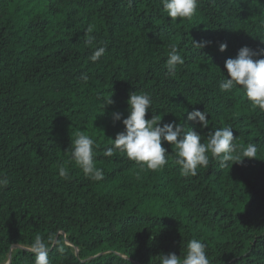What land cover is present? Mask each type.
<instances>
[{
  "label": "trees",
  "instance_id": "16d2710c",
  "mask_svg": "<svg viewBox=\"0 0 264 264\" xmlns=\"http://www.w3.org/2000/svg\"><path fill=\"white\" fill-rule=\"evenodd\" d=\"M261 40L264 0H199L190 20L170 19L161 0H0V179L9 181L0 188V264H34L37 235L50 264H158L160 254L182 259L193 238L210 264H264V112L242 89H219L225 60L264 48ZM173 44L184 59L174 75ZM100 46L106 53L91 62ZM132 92L150 93L146 119L180 123L202 142L230 125L258 158L221 168L209 153L208 168L184 176L163 140L168 163L156 171L125 153L104 156ZM195 109L208 113V128L187 120ZM79 133L95 141L102 181L70 159Z\"/></svg>",
  "mask_w": 264,
  "mask_h": 264
},
{
  "label": "clouds",
  "instance_id": "9594fccd",
  "mask_svg": "<svg viewBox=\"0 0 264 264\" xmlns=\"http://www.w3.org/2000/svg\"><path fill=\"white\" fill-rule=\"evenodd\" d=\"M163 10L172 20L191 19L198 8L199 0H161ZM90 31V30H89ZM262 41V40H261ZM203 48L206 42H196ZM264 42V41H262ZM227 48L226 43L220 44V51ZM106 46L96 48L89 60L96 62L106 53ZM184 59L177 46L173 44L169 52L166 65L170 74H175L178 65H183ZM224 67L228 73L219 81L221 92L232 93L235 89L243 90L244 95L254 108L264 112V48L254 50L249 46L239 49L235 58L225 60ZM85 81L87 75H82ZM104 103L112 104L111 96ZM129 114L123 119L124 130L117 133L114 143L104 151V156L113 157L117 153H125L130 161L148 170L156 171L168 163L167 149L162 146V140L176 147V163L181 167L182 175L196 176L198 168H208L211 158L218 161L221 168L229 163H244V158H258V148L255 143L246 147L238 145L232 126L216 128L209 133L206 142H202L201 134L197 131H185L184 126L175 121L159 123L161 118L146 119V112L152 107L150 93H130L127 101ZM114 121L121 119L120 113H113ZM187 120L199 124L201 128L209 127V118L206 111L195 109L187 114ZM70 159L82 169L83 174L90 180L102 181L105 177L104 170L95 164V141L83 133L77 134L70 152ZM68 169L61 165L59 176L67 178ZM9 181L0 179V188L7 187ZM34 256V264H50L49 248L42 237L37 235L28 249ZM62 251V249H61ZM128 259V257H127ZM158 264H210L207 245L199 239L193 238L186 244L183 258L174 252L158 255Z\"/></svg>",
  "mask_w": 264,
  "mask_h": 264
}]
</instances>
